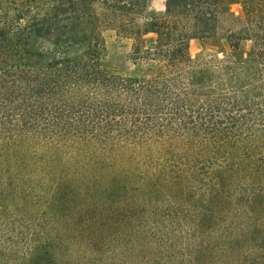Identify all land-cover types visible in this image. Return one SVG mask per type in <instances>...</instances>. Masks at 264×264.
<instances>
[{
	"label": "trees",
	"instance_id": "obj_1",
	"mask_svg": "<svg viewBox=\"0 0 264 264\" xmlns=\"http://www.w3.org/2000/svg\"><path fill=\"white\" fill-rule=\"evenodd\" d=\"M228 1L0 0V264H264V0L189 55ZM108 27L160 72L106 74Z\"/></svg>",
	"mask_w": 264,
	"mask_h": 264
},
{
	"label": "rangeland",
	"instance_id": "obj_2",
	"mask_svg": "<svg viewBox=\"0 0 264 264\" xmlns=\"http://www.w3.org/2000/svg\"><path fill=\"white\" fill-rule=\"evenodd\" d=\"M246 1H228L220 11L216 37L205 41L204 49L198 40H191L189 42V55L192 59L202 55H216L221 59L225 56L229 51V45L226 40L229 31L239 32L248 25V16L244 8ZM160 5L162 6L159 7ZM165 15L166 0H146L144 16L138 22L144 28L150 19L164 18ZM156 38L155 34L150 33L138 36L135 40L134 38L130 39L121 36L120 33L110 27L104 29V53L100 61L102 70L110 76L117 75L132 78H150L156 76L160 72L161 67L159 65L155 63L135 62L133 57L134 49L141 48L142 51L151 49L155 44ZM52 43V38L33 37L30 40L29 47L33 52H43L49 55L50 58L66 57L75 53L69 50L64 51L65 54H60L57 48L54 49ZM240 47L245 57L250 58L254 55V43L251 40L242 41Z\"/></svg>",
	"mask_w": 264,
	"mask_h": 264
},
{
	"label": "clouds",
	"instance_id": "obj_3",
	"mask_svg": "<svg viewBox=\"0 0 264 264\" xmlns=\"http://www.w3.org/2000/svg\"><path fill=\"white\" fill-rule=\"evenodd\" d=\"M155 6V5H154ZM162 5H160L159 7H161Z\"/></svg>",
	"mask_w": 264,
	"mask_h": 264
}]
</instances>
